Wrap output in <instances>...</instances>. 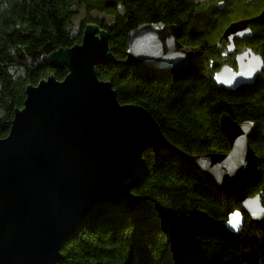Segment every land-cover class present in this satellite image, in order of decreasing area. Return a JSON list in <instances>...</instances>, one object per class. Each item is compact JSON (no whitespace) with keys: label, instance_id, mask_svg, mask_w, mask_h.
<instances>
[{"label":"trees","instance_id":"1","mask_svg":"<svg viewBox=\"0 0 264 264\" xmlns=\"http://www.w3.org/2000/svg\"><path fill=\"white\" fill-rule=\"evenodd\" d=\"M263 9L264 0H0V139L8 136L29 85L68 74L66 67L50 68L46 57L80 44L92 24L107 33L115 59L96 68L98 79L111 84L121 105L147 110L178 149L225 154L220 117L254 123L248 141L262 175L248 194L264 201V70L253 85L235 91L213 81L221 66L235 67L220 42L223 31ZM145 23L177 25L179 42L193 52L191 68L145 72L122 65L128 34ZM250 28L252 36L235 43L237 52L250 48L264 61V24ZM143 160L133 192L157 210L97 219L63 247L58 264H264V225L243 214L241 230L227 227L229 216L241 210L234 197L165 148L146 150Z\"/></svg>","mask_w":264,"mask_h":264},{"label":"water","instance_id":"2","mask_svg":"<svg viewBox=\"0 0 264 264\" xmlns=\"http://www.w3.org/2000/svg\"><path fill=\"white\" fill-rule=\"evenodd\" d=\"M252 24H264V9L223 31L220 42L234 55L235 68L223 65L213 74L218 87L251 86L263 72L260 55L235 46L252 36ZM180 32L175 24L138 26L128 34L121 64L145 72L190 69L193 52L179 42ZM114 62L107 33L88 24L80 44L45 59L50 68L66 67V77L49 76L26 88L23 107L0 139V264H58L63 247L97 219L157 210L133 192L147 149L170 150L224 196L234 197L241 210L229 216L230 231L243 228V214L264 225V201L248 194L262 175L248 141L254 123L223 114L219 125L228 152L188 154L166 139L147 110L121 105L111 84L98 79L96 68Z\"/></svg>","mask_w":264,"mask_h":264},{"label":"rangeland","instance_id":"3","mask_svg":"<svg viewBox=\"0 0 264 264\" xmlns=\"http://www.w3.org/2000/svg\"><path fill=\"white\" fill-rule=\"evenodd\" d=\"M80 19H81V18H77V19H76V23H79V22H80ZM78 25H79V24H78ZM75 29H76V30L78 29V27H77L76 25H75ZM80 43H81V42H80ZM231 67H232V66H231ZM67 70H68V69H67Z\"/></svg>","mask_w":264,"mask_h":264},{"label":"bare ground","instance_id":"4","mask_svg":"<svg viewBox=\"0 0 264 264\" xmlns=\"http://www.w3.org/2000/svg\"><path fill=\"white\" fill-rule=\"evenodd\" d=\"M236 43V42H235ZM148 150V149H147ZM168 150V149H167ZM170 151V150H169ZM199 172V171H198Z\"/></svg>","mask_w":264,"mask_h":264},{"label":"flooded vegetation","instance_id":"5","mask_svg":"<svg viewBox=\"0 0 264 264\" xmlns=\"http://www.w3.org/2000/svg\"><path fill=\"white\" fill-rule=\"evenodd\" d=\"M226 45H227V43H226ZM244 50H245V49H244ZM244 50H243V51H244ZM234 68H235V67H234Z\"/></svg>","mask_w":264,"mask_h":264}]
</instances>
